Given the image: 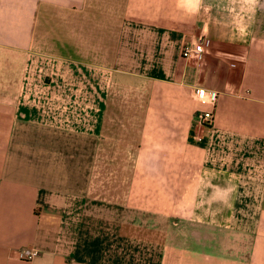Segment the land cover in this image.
<instances>
[{"label":"crops","instance_id":"crops-1","mask_svg":"<svg viewBox=\"0 0 264 264\" xmlns=\"http://www.w3.org/2000/svg\"><path fill=\"white\" fill-rule=\"evenodd\" d=\"M0 264H264V0H0Z\"/></svg>","mask_w":264,"mask_h":264},{"label":"built area","instance_id":"built-area-1","mask_svg":"<svg viewBox=\"0 0 264 264\" xmlns=\"http://www.w3.org/2000/svg\"><path fill=\"white\" fill-rule=\"evenodd\" d=\"M205 45L202 40L199 39H191L189 41H186L181 49V55L184 59L188 58H197L202 56V54L205 52ZM193 96L198 98L199 100H202L204 102L209 103L212 107L210 110H203L198 113V119L202 124L210 125L212 124L214 120V109L216 107V103L218 100V92L213 91L206 88H199L193 91ZM36 251L32 249H27L25 251V254L27 258L34 255Z\"/></svg>","mask_w":264,"mask_h":264},{"label":"rangeland","instance_id":"rangeland-1","mask_svg":"<svg viewBox=\"0 0 264 264\" xmlns=\"http://www.w3.org/2000/svg\"><path fill=\"white\" fill-rule=\"evenodd\" d=\"M201 57V56H200ZM200 57H197V58H192L193 60H195V61H197L198 59H200ZM199 61V60H198ZM95 72V74H92V76H94L95 78L94 79H97L96 77L98 76V74H100V72L98 71V70H96V71H94ZM81 77H77L76 76V80H79ZM110 78L108 77L107 78V81H110L109 80ZM108 89H111L110 87H108ZM111 93H112V91H111ZM98 178V177H97ZM95 183H97V181H95ZM170 234H172V240L174 239V240H176L177 239V236H174V235H176V232L175 233H170Z\"/></svg>","mask_w":264,"mask_h":264}]
</instances>
